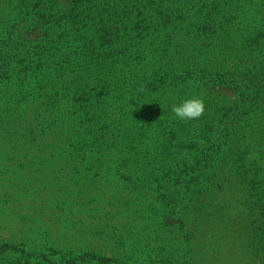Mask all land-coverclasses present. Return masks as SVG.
<instances>
[{"label": "trees", "instance_id": "trees-1", "mask_svg": "<svg viewBox=\"0 0 264 264\" xmlns=\"http://www.w3.org/2000/svg\"><path fill=\"white\" fill-rule=\"evenodd\" d=\"M192 96L203 114L175 118ZM68 159L93 190L125 192L129 223L184 211L193 240L228 201L264 249V0H0V167L34 176ZM49 244L28 260L84 264Z\"/></svg>", "mask_w": 264, "mask_h": 264}, {"label": "rangeland", "instance_id": "rangeland-1", "mask_svg": "<svg viewBox=\"0 0 264 264\" xmlns=\"http://www.w3.org/2000/svg\"><path fill=\"white\" fill-rule=\"evenodd\" d=\"M66 147L58 143L54 155L40 163H54ZM56 167L34 176L18 168L0 167V174H6L0 180V246H14L0 250V264H39L28 260L27 248L48 243L84 253L69 257L79 263L84 260V264H91L92 251L117 257L120 264H264V249L252 220L238 218L242 210L235 208V203L224 202L207 222L198 224L197 231L187 226L190 233L196 232L189 240L190 236L181 232L184 211L168 208L162 215L157 209L142 207L138 216H132L137 220L129 223L123 207L125 192L120 188L108 187L104 179L93 190L86 185L85 171L72 159L58 162ZM15 175L28 185L14 187ZM15 246L24 251L15 250ZM41 254L47 262L48 254Z\"/></svg>", "mask_w": 264, "mask_h": 264}, {"label": "clouds", "instance_id": "clouds-1", "mask_svg": "<svg viewBox=\"0 0 264 264\" xmlns=\"http://www.w3.org/2000/svg\"><path fill=\"white\" fill-rule=\"evenodd\" d=\"M171 111L175 118L181 120L197 119L205 111V102L198 96L188 97L172 104Z\"/></svg>", "mask_w": 264, "mask_h": 264}]
</instances>
